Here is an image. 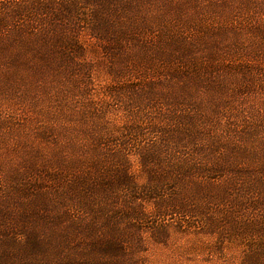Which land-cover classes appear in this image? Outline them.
<instances>
[{
	"label": "rangeland",
	"instance_id": "rangeland-1",
	"mask_svg": "<svg viewBox=\"0 0 264 264\" xmlns=\"http://www.w3.org/2000/svg\"><path fill=\"white\" fill-rule=\"evenodd\" d=\"M0 264H264V0H0Z\"/></svg>",
	"mask_w": 264,
	"mask_h": 264
},
{
	"label": "trees",
	"instance_id": "trees-1",
	"mask_svg": "<svg viewBox=\"0 0 264 264\" xmlns=\"http://www.w3.org/2000/svg\"><path fill=\"white\" fill-rule=\"evenodd\" d=\"M64 10H66L67 11V9H64ZM68 13H70L69 11H67Z\"/></svg>",
	"mask_w": 264,
	"mask_h": 264
}]
</instances>
